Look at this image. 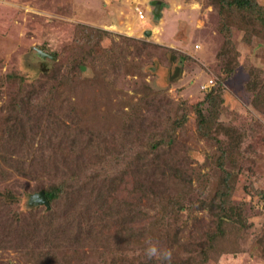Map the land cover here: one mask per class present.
<instances>
[{
	"label": "rangeland",
	"instance_id": "rangeland-1",
	"mask_svg": "<svg viewBox=\"0 0 264 264\" xmlns=\"http://www.w3.org/2000/svg\"><path fill=\"white\" fill-rule=\"evenodd\" d=\"M219 12L210 0H0V119L55 52L61 89L82 99L64 104V121L74 108L80 115L70 140L84 138L46 164L82 174L66 180L51 218L32 206L36 180L0 175V264H159L144 254L149 238L173 250L172 264H264V109L245 86L246 66L264 70V39L234 28L228 42ZM96 31L104 49L94 45L90 59L75 46ZM225 50L238 53L232 71ZM215 89L219 119L246 133L239 148L197 133V110ZM174 121L185 124L173 130ZM224 170L231 193L217 205L228 208L226 224L198 201L219 195L208 180Z\"/></svg>",
	"mask_w": 264,
	"mask_h": 264
},
{
	"label": "trees",
	"instance_id": "trees-1",
	"mask_svg": "<svg viewBox=\"0 0 264 264\" xmlns=\"http://www.w3.org/2000/svg\"><path fill=\"white\" fill-rule=\"evenodd\" d=\"M210 1L214 4V6L220 9L219 14L223 21H221L219 25H221V31L223 33L224 31L228 32L229 36L225 33V37L228 42H230V33L234 28L241 29L244 32L247 41H250L252 39L251 36L253 35H257L264 39V5L260 0ZM95 37L96 41L92 43ZM100 37V31H96L94 37H90V35H88L84 38H80L75 47L84 50V52H89L90 59H93L95 55L91 56V53H93L91 50L94 45L93 51L104 49L101 41H99ZM106 50L107 52H110L109 48ZM231 52H233V50H225L220 55L221 59L224 60V63L227 66L226 69L230 71L235 69V67L240 63L238 53L235 57L234 55L230 56L232 54ZM47 53L53 56L52 58L49 57L51 65H49V67H47L41 75L36 76L32 81H29V86L26 89L22 88L15 90L10 97L9 103L5 106V112L2 114L0 119V175H2V173L7 174L6 170H10L16 175L22 174L34 181L36 180V189L38 192L44 191L49 205L47 206V204H42L34 200V204L36 206H32L40 208L42 212H46L49 218H51L53 213L56 212L55 204L58 201L61 190L67 183L66 180L72 181L81 179L82 174L67 173L66 176H63V178L46 164L51 163V161H55L56 156L59 155L58 153H62V150L69 149V147H71L73 151L75 148L77 149V144L82 143L84 138L80 140L75 139V142L70 140V134L73 135L75 133L74 124H76V120L79 119L80 116L77 113V108L71 110L72 115L70 116L69 123L63 119V117L67 115V107H65L64 104L66 102H73L77 104L82 99L69 94V89H61L62 83L60 81L59 85L57 78L64 67L62 58L58 59V54L55 52ZM108 54L109 53H107V55ZM180 57V61L184 60V57ZM85 61V59H76L74 65L81 68V65H85ZM246 70L249 74V78L247 79L245 86H247V88L254 94L253 101L256 106L264 109V70L258 67L247 66ZM70 91L71 90H69V92ZM216 93H218L216 92V89L211 90V92L206 95L204 100H202V102L206 101L207 104L203 107H199L197 110V133L202 138H211L212 140H215L220 144L219 146L222 147L224 144L222 136H225L227 139V146L236 142L234 148H239V140L242 136L244 138L246 133L242 132V134L239 130L234 129L237 130L234 132V137L231 129H229V124L219 119V116L222 115V110L215 100ZM222 102L223 100L220 101V103ZM210 104H213V107H211L206 114L204 107H208ZM178 123L181 125L185 124L184 121H176L171 129H177L179 127ZM29 124L31 126H29ZM39 127L41 130L38 129ZM45 127H47V130L50 132L44 131ZM255 131H257V129ZM262 131L264 130L262 129ZM145 154L146 153H140L137 157L142 158ZM96 156L97 157H92L94 159H99L100 164H103L100 160V156L98 154ZM149 156L150 155H146L143 164ZM146 164H150L148 159L142 169L139 170L140 173L145 172V167L147 166ZM179 165L181 164H177V166ZM91 172L92 170L87 171L86 173L90 174ZM111 175L112 174H109L107 177L110 181L112 179ZM162 176L165 178L163 173ZM229 176L230 174L226 173L225 170L211 175L208 183L212 182L215 184L217 187L216 190L220 191L219 195L212 196L211 198L208 196L205 198L203 196L198 198V201H201V205L207 206L210 210L221 211L218 212V218L220 223L225 219V224L227 223L226 213L228 208L225 204H219L218 206L217 203L219 198L221 200L227 199V196L224 195H226L228 191L231 193L232 186H230L231 184L228 182ZM39 177L40 179L38 180ZM46 177L52 179L46 180ZM169 177L168 181L171 182L173 181L172 177H175L176 180L177 176L170 174ZM89 179L93 183L97 178L91 176ZM146 183L149 182L145 180L144 183L143 180V184H141L140 187L143 189L146 186ZM170 184H172V182ZM154 187L159 188L156 182L150 185V189H154ZM224 187H228L229 190L225 188L221 192ZM100 189L103 190L102 188ZM35 193L31 196V200H33ZM8 194L11 196H7ZM148 195H152L153 197L159 196L158 192L155 190H149ZM148 195L147 197H150ZM0 196L3 197L4 194ZM5 196L14 197V194L7 192L5 193ZM223 225L224 224H221V226ZM224 228L225 226L221 229ZM40 258L41 255L37 254L35 259L37 261Z\"/></svg>",
	"mask_w": 264,
	"mask_h": 264
},
{
	"label": "clouds",
	"instance_id": "clouds-1",
	"mask_svg": "<svg viewBox=\"0 0 264 264\" xmlns=\"http://www.w3.org/2000/svg\"><path fill=\"white\" fill-rule=\"evenodd\" d=\"M146 247L143 249L148 259H155L159 264H172L173 250L171 248L162 247L158 241L151 238L145 241Z\"/></svg>",
	"mask_w": 264,
	"mask_h": 264
},
{
	"label": "water",
	"instance_id": "water-1",
	"mask_svg": "<svg viewBox=\"0 0 264 264\" xmlns=\"http://www.w3.org/2000/svg\"><path fill=\"white\" fill-rule=\"evenodd\" d=\"M161 8V4L158 3V6H157V11L159 12V9ZM49 56L53 57L51 54L48 53ZM48 57V56H47ZM33 200L39 202V203H42V204H47V206L49 205L48 204V201H47V198L45 196V193L44 191H40V192H37L35 193L34 197H33Z\"/></svg>",
	"mask_w": 264,
	"mask_h": 264
},
{
	"label": "built area",
	"instance_id": "built-area-1",
	"mask_svg": "<svg viewBox=\"0 0 264 264\" xmlns=\"http://www.w3.org/2000/svg\"><path fill=\"white\" fill-rule=\"evenodd\" d=\"M138 12H139V16L140 17H144V13H143V11L141 9L138 8Z\"/></svg>",
	"mask_w": 264,
	"mask_h": 264
}]
</instances>
